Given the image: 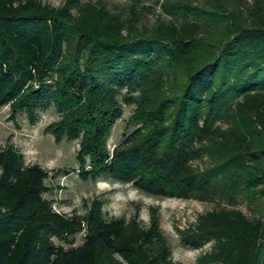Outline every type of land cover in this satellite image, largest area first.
I'll list each match as a JSON object with an SVG mask.
<instances>
[{
	"label": "trees",
	"instance_id": "1",
	"mask_svg": "<svg viewBox=\"0 0 264 264\" xmlns=\"http://www.w3.org/2000/svg\"><path fill=\"white\" fill-rule=\"evenodd\" d=\"M133 1L124 15L102 1L0 0V107L33 123L57 108L47 129L81 140L88 177L220 200L182 242L212 243L203 264H264V0H158L152 25ZM125 104L137 127L111 149ZM0 169V264H183L156 215L150 226L108 220L96 201L84 215L59 212L49 171L14 145L0 149ZM84 228L80 246L54 240Z\"/></svg>",
	"mask_w": 264,
	"mask_h": 264
},
{
	"label": "rangeland",
	"instance_id": "2",
	"mask_svg": "<svg viewBox=\"0 0 264 264\" xmlns=\"http://www.w3.org/2000/svg\"><path fill=\"white\" fill-rule=\"evenodd\" d=\"M83 2H99L105 4L112 12L127 15L134 4L133 0H81ZM53 6H60L66 0H44ZM158 0H144L140 6L149 7L143 16V24L152 25L157 14L151 8H158ZM157 6V7H156ZM144 12V11H143ZM164 18L167 19V17ZM134 105H124V115L115 124L109 147L114 149L127 134L132 133L137 125L131 120ZM61 119V113L55 107L42 110L33 123L26 113L11 117L9 105L0 107V149L14 145L20 150L27 164H39L50 173L46 180L48 190L45 193L54 208L69 215L87 214L96 201L101 205L104 216L108 220L124 218L127 221L136 219L144 226H150L154 215L159 220L175 261L183 264H203L200 258L211 251L212 243L201 249H193L181 240L180 230L196 223L198 217L210 210L218 209L224 204L219 201H200L179 197H162L139 189L132 183L113 180L107 176L91 177L81 172L78 160L80 139L68 138L58 142L47 127ZM87 161L86 170H90ZM1 172V169H0ZM248 214L252 211L242 206ZM87 230L84 228L71 235L73 243L54 238L55 242L67 248L84 243Z\"/></svg>",
	"mask_w": 264,
	"mask_h": 264
}]
</instances>
